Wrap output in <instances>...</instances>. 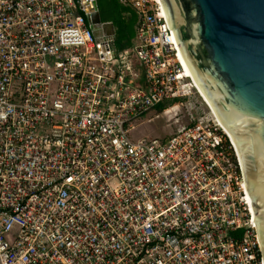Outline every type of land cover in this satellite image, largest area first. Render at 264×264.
Returning a JSON list of instances; mask_svg holds the SVG:
<instances>
[{
	"label": "built area",
	"instance_id": "2783aa9c",
	"mask_svg": "<svg viewBox=\"0 0 264 264\" xmlns=\"http://www.w3.org/2000/svg\"><path fill=\"white\" fill-rule=\"evenodd\" d=\"M136 42L110 58L93 0H0V264H263L241 156L208 108L132 139L198 93L160 0H119Z\"/></svg>",
	"mask_w": 264,
	"mask_h": 264
},
{
	"label": "water",
	"instance_id": "95a60500",
	"mask_svg": "<svg viewBox=\"0 0 264 264\" xmlns=\"http://www.w3.org/2000/svg\"><path fill=\"white\" fill-rule=\"evenodd\" d=\"M193 82L239 148L244 187L258 213L264 264V0H160ZM93 36L117 54L113 23L87 5Z\"/></svg>",
	"mask_w": 264,
	"mask_h": 264
},
{
	"label": "rangeland",
	"instance_id": "374dc122",
	"mask_svg": "<svg viewBox=\"0 0 264 264\" xmlns=\"http://www.w3.org/2000/svg\"><path fill=\"white\" fill-rule=\"evenodd\" d=\"M203 113L209 114V111L196 92L190 97L181 98L178 103L170 106L163 114L150 112L135 125V129L131 131L130 135L134 140L140 138L167 139L182 127L191 124L193 119Z\"/></svg>",
	"mask_w": 264,
	"mask_h": 264
},
{
	"label": "trees",
	"instance_id": "16d2710c",
	"mask_svg": "<svg viewBox=\"0 0 264 264\" xmlns=\"http://www.w3.org/2000/svg\"><path fill=\"white\" fill-rule=\"evenodd\" d=\"M101 20L104 23H113L116 32V47L118 51L131 49L136 42V29L138 17L134 11L123 6L119 0H97ZM87 23L86 16L84 15ZM175 99L163 103L153 111L157 114H163L170 106L178 103Z\"/></svg>",
	"mask_w": 264,
	"mask_h": 264
},
{
	"label": "bare ground",
	"instance_id": "6f19581e",
	"mask_svg": "<svg viewBox=\"0 0 264 264\" xmlns=\"http://www.w3.org/2000/svg\"><path fill=\"white\" fill-rule=\"evenodd\" d=\"M187 69V68H186ZM187 72H188V70H187ZM188 75H189V77L191 78V76H190V74H189V72H188ZM192 79V78H191ZM193 81V80H192ZM194 83V82H193ZM194 85H195V83H194ZM195 87H196V89H197V91H198V94L200 95V97H201V99L203 100V103L210 109V111H212V113H213V115H215L214 114V112H213V110L211 109V107H210V105L208 104V102L206 101V99L204 98V96L202 95V93L200 92V90L198 89V87L195 85ZM216 116V115H215ZM217 118V117H216ZM218 119V118H217ZM219 121V120H218ZM220 122V121H219ZM220 124H221V126L224 128V130L226 131V133L231 137V135L229 134V132L226 130V128L222 125V123L220 122ZM231 139H232V141H233V143H234V145H235V147L237 148V150H238V152H239V154H240V156H241V153H240V151H239V148H238V146L236 145V143H235V141L233 140V138L231 137ZM241 159H242V157H241ZM257 221H258V213H257Z\"/></svg>",
	"mask_w": 264,
	"mask_h": 264
}]
</instances>
